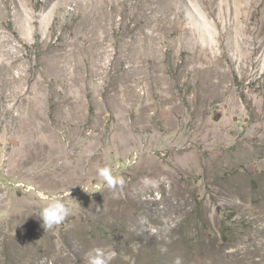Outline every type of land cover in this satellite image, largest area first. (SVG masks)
Returning a JSON list of instances; mask_svg holds the SVG:
<instances>
[{
	"label": "rangeland",
	"instance_id": "374dc122",
	"mask_svg": "<svg viewBox=\"0 0 264 264\" xmlns=\"http://www.w3.org/2000/svg\"><path fill=\"white\" fill-rule=\"evenodd\" d=\"M95 249L264 264V0H0V264Z\"/></svg>",
	"mask_w": 264,
	"mask_h": 264
},
{
	"label": "clouds",
	"instance_id": "9594fccd",
	"mask_svg": "<svg viewBox=\"0 0 264 264\" xmlns=\"http://www.w3.org/2000/svg\"><path fill=\"white\" fill-rule=\"evenodd\" d=\"M97 174L103 181L104 185L115 191L117 188H123L126 181L122 176H114L112 169L103 167L97 169ZM69 195V190H68ZM48 200L47 205L40 211L39 218L42 220L44 230L52 229L54 226L63 223L68 217L70 209L62 202L60 197H45ZM116 256L115 251L105 253L100 249L93 250L89 255L88 264H110L111 260ZM173 264H182L180 257L175 258Z\"/></svg>",
	"mask_w": 264,
	"mask_h": 264
}]
</instances>
